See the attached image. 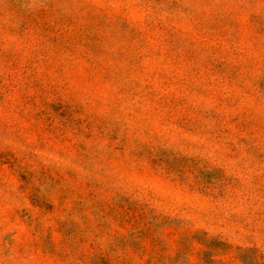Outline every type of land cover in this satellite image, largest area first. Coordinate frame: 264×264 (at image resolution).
<instances>
[{"label": "rangeland", "instance_id": "1", "mask_svg": "<svg viewBox=\"0 0 264 264\" xmlns=\"http://www.w3.org/2000/svg\"><path fill=\"white\" fill-rule=\"evenodd\" d=\"M0 264H264V0H0Z\"/></svg>", "mask_w": 264, "mask_h": 264}]
</instances>
